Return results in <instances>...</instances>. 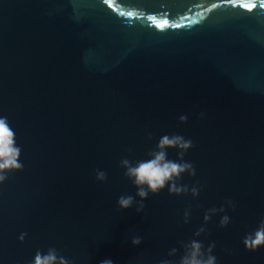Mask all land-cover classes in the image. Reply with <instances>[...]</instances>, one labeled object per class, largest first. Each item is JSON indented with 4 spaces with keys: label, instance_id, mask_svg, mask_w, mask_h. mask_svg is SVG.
Listing matches in <instances>:
<instances>
[{
    "label": "water",
    "instance_id": "1",
    "mask_svg": "<svg viewBox=\"0 0 264 264\" xmlns=\"http://www.w3.org/2000/svg\"><path fill=\"white\" fill-rule=\"evenodd\" d=\"M262 4L0 0V117L23 164L0 184V264H30L49 247L73 264L178 261L201 226L217 264H264V247L242 243L264 218ZM172 134L193 141L184 160L196 175L179 183L201 187L199 196L166 186L142 212L119 210L121 195L139 200L120 160L148 159ZM226 199L235 211L205 225V212ZM224 214L231 222L220 228Z\"/></svg>",
    "mask_w": 264,
    "mask_h": 264
},
{
    "label": "clouds",
    "instance_id": "2",
    "mask_svg": "<svg viewBox=\"0 0 264 264\" xmlns=\"http://www.w3.org/2000/svg\"><path fill=\"white\" fill-rule=\"evenodd\" d=\"M203 114H201L202 118ZM180 123L187 122V116L181 115L179 117ZM151 134L148 139L151 140ZM194 147L191 139H185L183 136L172 134L163 135L155 148L147 152L148 159L130 161L128 158H122L119 166L124 171V177L131 182L137 189L135 196L139 197L136 200L132 195H121L117 200L119 210H127L135 205L136 213H140L145 209L144 201L150 195H157L166 186L168 187L169 195H191L196 199L201 187L188 185H181L179 181L184 174L190 177H195L196 169L193 163L184 160L185 154ZM177 150V160L168 159V150ZM131 152V149L128 150ZM21 156V148L16 145V135L14 130L10 127L7 117H0V184L8 179V174L23 170V164L19 161ZM95 178L97 181L104 182L108 175L105 171L95 170ZM235 204L231 199H226L224 204L219 208H210L204 214L205 225L211 218L218 213H226L228 208L235 211ZM191 209H186L183 214V222H189ZM231 220L227 214L222 215L219 221L220 228H226ZM207 229L201 226L194 233V238L188 242H181L183 254L179 260L162 259L159 264H217V258L213 255L216 247L215 243H210L206 248L201 240L198 238L202 235L206 237ZM27 233H22L19 236L21 242L24 241ZM142 243V238L135 236L131 240L133 246H138ZM245 250L249 252H256L259 248L264 247V218H262L257 228L245 235L242 241ZM178 249L172 248L168 253V257L177 255ZM30 264H73V262L60 255L54 247H49L46 253L37 250L34 259ZM100 264H113L112 259L107 258L100 262Z\"/></svg>",
    "mask_w": 264,
    "mask_h": 264
},
{
    "label": "snow or ice",
    "instance_id": "3",
    "mask_svg": "<svg viewBox=\"0 0 264 264\" xmlns=\"http://www.w3.org/2000/svg\"><path fill=\"white\" fill-rule=\"evenodd\" d=\"M244 7H254L255 5H249V4H245L243 5ZM262 7H264V4L261 5Z\"/></svg>",
    "mask_w": 264,
    "mask_h": 264
}]
</instances>
